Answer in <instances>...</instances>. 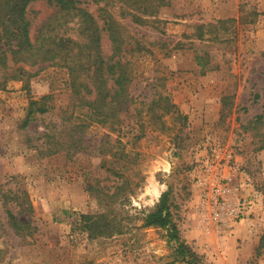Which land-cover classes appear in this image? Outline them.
<instances>
[{"label": "rangeland", "instance_id": "1", "mask_svg": "<svg viewBox=\"0 0 264 264\" xmlns=\"http://www.w3.org/2000/svg\"><path fill=\"white\" fill-rule=\"evenodd\" d=\"M247 1L243 24L211 26L195 22L194 0H80L79 10L66 11L46 0L28 4L31 40L62 52L0 61V264H184L167 230L141 227L164 192L179 240L202 264H217L204 251L211 237L197 216L196 169L206 160L218 171L227 160L224 169L264 202L256 156L264 119L254 118L264 115V48L252 34L264 4ZM88 36L101 57L120 49L127 58L126 107L116 109L115 95L112 109L87 103L105 93L93 78L99 63L81 50ZM70 50L74 65L63 57ZM44 96L50 110L23 126L30 101ZM9 211L29 231L17 232ZM104 212L117 227L94 235L82 225V214ZM213 236L220 246L227 240Z\"/></svg>", "mask_w": 264, "mask_h": 264}, {"label": "trees", "instance_id": "2", "mask_svg": "<svg viewBox=\"0 0 264 264\" xmlns=\"http://www.w3.org/2000/svg\"><path fill=\"white\" fill-rule=\"evenodd\" d=\"M38 0H0V61L4 65L7 61H11L14 64L19 61H23L25 54L32 53V56L41 57L42 61L54 60L55 58H61L59 51H54L53 49L40 50L37 48L36 39L34 41L30 38V21L27 18V6L29 3ZM50 4H54L58 11L63 10H77V4L80 0H46ZM143 1H139L138 7H141ZM131 5V4H130ZM79 10V9H78ZM136 17V16H135ZM138 17V16H137ZM63 18L56 20L58 23H53L54 26L60 25ZM141 21V18H139ZM111 21L104 20L101 30L108 32L112 46L114 42L111 40ZM48 30L46 33H48ZM53 32V31H52ZM54 33V32H53ZM55 35V34H54ZM86 39L84 46L81 50L83 54L87 57L90 62H98L99 65L94 66L93 71L94 80H98L96 84L102 86L105 93L101 94L99 98L96 97L92 100L87 101V103L94 106L95 111H99L105 108L112 109L113 96L119 97L115 101L116 109H121L127 106L128 103V92H127V82L129 80V68L128 60L121 54L120 49H112L111 54L108 57H101L98 52H96L97 47L99 48V42L96 38ZM61 40H63L61 38ZM113 48V47H112ZM80 51V50H79ZM71 52V53H70ZM73 50H70L63 57L66 60L71 61L72 65L76 63L74 56L70 55ZM22 55V57H21ZM20 57L19 59L15 57ZM68 70L72 71V66L67 65ZM97 88L96 85L92 86V89ZM94 90H92L93 92ZM122 92V93H121ZM121 93V94H120ZM112 94V95H110ZM49 96H44L39 101H30L29 109L26 114V118L23 122V126L28 125L31 121L35 119V114H44L50 110L46 100ZM109 97V102L106 100ZM113 114V113H112ZM264 119V115H258L255 120ZM118 186V185H117ZM119 187L113 194L109 197L111 199L116 198ZM16 194H13V198L16 199ZM21 198V197H20ZM17 205H20L18 200ZM22 205V204H21ZM172 204L169 202V192H164L160 200L154 206L151 211L144 214L142 219L141 227H159L167 230L168 241L175 242L177 247L175 248V259H180L184 264H202L200 257L190 250L186 244L179 240V234L176 224L173 221V215L170 211ZM8 219L11 221V225L14 229L19 232L22 230L29 229V221H21L12 212H8ZM82 225H84L88 230H90L94 235L103 234L109 229H114L113 221L109 218V215L104 213L95 214H82L81 215ZM29 231V230H28ZM34 231V230H33ZM31 233V232H29Z\"/></svg>", "mask_w": 264, "mask_h": 264}, {"label": "built area", "instance_id": "3", "mask_svg": "<svg viewBox=\"0 0 264 264\" xmlns=\"http://www.w3.org/2000/svg\"><path fill=\"white\" fill-rule=\"evenodd\" d=\"M228 165L225 160L216 171L218 166L214 161L205 160L196 169L195 184L200 191L197 207L200 226L208 234L215 233L219 238H226L242 223L249 236H259L264 229L261 216L263 199L258 193H247L232 174L224 173L223 169Z\"/></svg>", "mask_w": 264, "mask_h": 264}, {"label": "crops", "instance_id": "4", "mask_svg": "<svg viewBox=\"0 0 264 264\" xmlns=\"http://www.w3.org/2000/svg\"><path fill=\"white\" fill-rule=\"evenodd\" d=\"M261 1L263 6L264 0ZM247 2V0H194L193 4L196 10L193 12V17L195 18V22L204 24L205 26H211L210 23L220 21L243 24L245 19L244 7ZM263 19L264 14L260 13L256 15L254 25H252V34L254 33V38L257 39L256 46L261 48H264V25L260 23L264 22ZM212 98L214 97L212 96ZM240 101L239 98H236L234 103L236 108L240 105ZM258 101L263 106L264 99L261 96ZM211 102H214L216 112L221 111L223 104L220 100L217 103L215 99L214 101L210 99L206 103L210 104ZM253 102V100L248 101V105L242 104V107L248 108L249 104ZM256 156L259 161L258 164L264 169V145L256 149ZM240 161H243L241 157ZM224 173H227L226 168L224 169ZM206 235L211 238L204 241L207 242L204 251L215 254L218 260L217 264H264V230L260 234L261 236H249L245 231L244 225L241 223L228 234L227 240L222 246L218 244L213 233Z\"/></svg>", "mask_w": 264, "mask_h": 264}]
</instances>
